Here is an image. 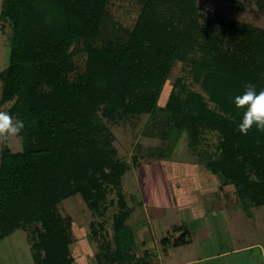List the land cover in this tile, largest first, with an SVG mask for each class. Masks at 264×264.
<instances>
[{
	"label": "trees",
	"instance_id": "obj_1",
	"mask_svg": "<svg viewBox=\"0 0 264 264\" xmlns=\"http://www.w3.org/2000/svg\"><path fill=\"white\" fill-rule=\"evenodd\" d=\"M137 1L139 14L126 29L111 17L109 0L1 1L11 40L0 103L11 101L7 112L25 128L20 151L4 146L0 153V239L32 226L34 264H73L72 218L64 219L59 202L79 195L101 218L115 189L111 234L101 219L89 221L85 234L96 242L95 263L151 264L132 253L131 207L122 191L127 166L115 159L101 117L163 115L171 142L185 131L189 149L233 186L245 211L264 205V131L253 126L242 135L244 109L233 102L249 84L264 90V30L224 18L214 21L215 32L204 26L212 20L196 0ZM81 50L79 72L72 57ZM177 62L206 97L178 76L160 105ZM205 131L216 134L212 153L198 148ZM184 234L172 245L186 243Z\"/></svg>",
	"mask_w": 264,
	"mask_h": 264
},
{
	"label": "rangeland",
	"instance_id": "obj_2",
	"mask_svg": "<svg viewBox=\"0 0 264 264\" xmlns=\"http://www.w3.org/2000/svg\"><path fill=\"white\" fill-rule=\"evenodd\" d=\"M196 6L208 19L212 20L209 24L204 23V26L212 28L215 32L218 29V22L214 21L224 18H234L237 22H245L264 30V0H196ZM140 8L141 3L137 0H109L107 9L113 20L126 29L133 26ZM2 25H4L5 33L0 32V71L8 65L11 40L8 21L2 19ZM82 43L80 42L79 45ZM72 59L77 66V71L80 72L84 68L86 52L81 50L73 55ZM181 68L182 64L179 62L172 67L160 95V105L164 104L163 97L167 95V92L169 93L178 76H182L183 81L192 90L206 97L200 85L192 82ZM10 105L11 101L0 103V111H7L6 108ZM98 113L100 114V111ZM101 119L107 127V136L114 150L115 159L124 162L127 166V171L122 178V191L128 205L134 208V213L127 223L131 226L136 240H134L135 246L132 251L140 255L142 260H145L144 254H147L150 258L146 261L152 258L154 264H166V253L161 247L162 240L170 238L172 241L179 225L181 228L182 222L187 225L178 232L180 234L185 232L184 238L191 243H186L185 247L175 248L173 250L175 253L185 251V253L197 254L201 250L197 237L203 224L209 225L213 237L211 245L216 248H219L218 238L222 239L223 247L227 248L226 239L232 234L241 242L245 239L246 243L252 241L249 240L251 238H255L253 241L264 240V205L250 207L245 211L230 184L225 188L229 198H225L221 194L222 178L219 176L207 178V173L212 174L189 149L187 134L183 141L184 147L174 151L177 141L171 142L176 138L168 137L169 124L163 115L159 114L156 117L148 114L126 115L122 119L105 117ZM203 137L198 148L212 153L216 134L205 131ZM179 139L180 136L177 140ZM4 146L13 152L20 151L21 136L10 137L5 145L0 146V153ZM117 192L118 190L115 189L107 194L104 201L107 209L103 218L92 217L79 195L63 199L57 204V209L66 221H70L69 217L72 218L70 225L72 224V230L77 236L79 234L83 236L88 232V223L92 219L103 220L104 230L110 235L112 216L117 211ZM110 201L113 202L110 203ZM181 204L189 208L193 206L195 216L186 219L182 212L180 214ZM201 208L206 211L205 218L198 215ZM136 217L139 218L136 219ZM141 222L144 223L143 226ZM31 229L32 226L27 229H17L0 239V264H34L30 250ZM75 241L74 239L73 251L76 252L81 248V243L78 241L75 245ZM140 241H145V245L142 246ZM209 246L210 244H207L205 247ZM85 247L88 248L87 244ZM210 249L213 252L214 248ZM145 250L148 252L146 253ZM213 263L214 261L209 262V264Z\"/></svg>",
	"mask_w": 264,
	"mask_h": 264
},
{
	"label": "crops",
	"instance_id": "obj_3",
	"mask_svg": "<svg viewBox=\"0 0 264 264\" xmlns=\"http://www.w3.org/2000/svg\"><path fill=\"white\" fill-rule=\"evenodd\" d=\"M1 1L2 0H0V9H1ZM0 21H1L0 22V32H1V34H3V33H5V30L3 28L4 25L1 26L2 19ZM208 174L209 173L206 174L207 178H215V176H216L214 174H212V175H208ZM228 186H230V185L229 184H223V187L221 188V194L225 198L228 197L227 194L225 193L227 190L225 188H227ZM129 207H131V206H129ZM194 210H195V208H193V206L191 208H189V206H185L184 204L183 205L181 204L179 211H180V214H181V212H182V214H184L186 219L187 218L191 219L195 216ZM199 210L200 211H198V215L202 216V218L203 217L205 218V216H207L206 211L202 208ZM230 212H231V210H230ZM133 213H134V208L131 207V212H130L128 219L130 218L131 215H133ZM138 218L139 217H136V219H138ZM188 221H190V220H188ZM143 225H144V223L141 224V226H143ZM182 225L186 226L187 223L182 222ZM179 230H180V228L178 229V231ZM182 230L183 229H181V231ZM199 230H201V231L198 233L197 240H198V244H200L199 247L201 246L200 247L201 250L197 254L191 253V252L185 253V251H180L179 253H175L173 251L175 248L185 247L186 243H191V241H187L186 243H183V244H179V245H175V246L172 245V241H174L175 239L178 238V236L180 235V232H178V231L175 232V235H174L175 238H173L172 241L170 238L169 239L166 238L165 242L162 243V245H161L162 250L165 251V253H166V256H165V258L167 259L166 264H201V263L209 264L210 261H214L213 264H264V240L253 241V239H255V238H251L249 240H252V241L246 243L245 239H242L243 242H241V240L238 237H236L232 234L229 238L226 239L227 242H225V243L228 244L227 248L223 247V242H222L221 238H218L219 248H216V247H214V245L213 246L211 245L212 244L211 240L213 239V237H212V233H211L209 225L203 224L201 226V229H199ZM74 237L76 240L75 245L79 241L81 243V248L75 252V251H73L74 245L72 244L71 254L74 258L73 264H96L95 258H94V254H95V251L97 249L96 248V242L95 241H87L85 235L82 236L79 234L77 236L76 234H74ZM134 240H135V236H134ZM135 241H134V246H135ZM140 242H141L142 246L145 245V241H140ZM73 243H74V241H73ZM84 243L87 244V246H88L87 249H86ZM207 244H210V246L208 248L205 247ZM163 247H165V248H163ZM210 248H214L213 252L210 251L211 250ZM145 252L147 253L148 251L145 250ZM133 254H134L135 258H139L142 260V258H140L141 256L136 254V252H133ZM147 258H150V256H148L147 254H144L145 261ZM150 263L154 264L152 261V258L150 259Z\"/></svg>",
	"mask_w": 264,
	"mask_h": 264
},
{
	"label": "clouds",
	"instance_id": "obj_4",
	"mask_svg": "<svg viewBox=\"0 0 264 264\" xmlns=\"http://www.w3.org/2000/svg\"><path fill=\"white\" fill-rule=\"evenodd\" d=\"M234 104L238 109H244L238 130L242 135L256 127L257 131H264V90L257 91L255 84H249L245 90L234 97ZM25 128L23 119L14 118L7 111H0V146L7 143L10 137H19ZM186 136L182 132L177 140L174 151L184 147L183 141Z\"/></svg>",
	"mask_w": 264,
	"mask_h": 264
}]
</instances>
